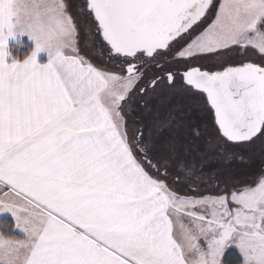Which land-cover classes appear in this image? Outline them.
<instances>
[{"label": "snow or ice", "instance_id": "snow-or-ice-1", "mask_svg": "<svg viewBox=\"0 0 264 264\" xmlns=\"http://www.w3.org/2000/svg\"><path fill=\"white\" fill-rule=\"evenodd\" d=\"M72 9L0 0V264H264V0Z\"/></svg>", "mask_w": 264, "mask_h": 264}, {"label": "trees", "instance_id": "trees-1", "mask_svg": "<svg viewBox=\"0 0 264 264\" xmlns=\"http://www.w3.org/2000/svg\"><path fill=\"white\" fill-rule=\"evenodd\" d=\"M33 49V45L28 42L27 40L22 41V46L13 43L10 45V52L12 55H22L24 53L30 52ZM11 225V220L4 221L3 218H0V230H7L8 227ZM238 258V253L235 249L230 250L227 259L235 262Z\"/></svg>", "mask_w": 264, "mask_h": 264}, {"label": "rangeland", "instance_id": "rangeland-1", "mask_svg": "<svg viewBox=\"0 0 264 264\" xmlns=\"http://www.w3.org/2000/svg\"><path fill=\"white\" fill-rule=\"evenodd\" d=\"M81 0H71V4L73 5V14H75V5L80 3ZM261 165L259 161H256L255 163H253L252 165H250L249 167L240 170V174H242L245 178H252L254 176H256L258 174V171L260 169Z\"/></svg>", "mask_w": 264, "mask_h": 264}, {"label": "crops", "instance_id": "crops-1", "mask_svg": "<svg viewBox=\"0 0 264 264\" xmlns=\"http://www.w3.org/2000/svg\"><path fill=\"white\" fill-rule=\"evenodd\" d=\"M69 3L71 4V0H69ZM24 40H27L28 42H30L33 45V48L35 47L34 41L29 40V38L27 36H24L21 38V41H24ZM13 43H16L15 40L10 39L9 40V48H10V45ZM47 59H48V54L46 51H42V52L37 54L38 62L45 63L47 61ZM0 218H3V217H0Z\"/></svg>", "mask_w": 264, "mask_h": 264}, {"label": "flooded vegetation", "instance_id": "flooded-vegetation-1", "mask_svg": "<svg viewBox=\"0 0 264 264\" xmlns=\"http://www.w3.org/2000/svg\"><path fill=\"white\" fill-rule=\"evenodd\" d=\"M217 2H218V0H217Z\"/></svg>", "mask_w": 264, "mask_h": 264}]
</instances>
